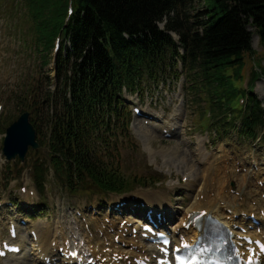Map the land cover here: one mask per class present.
Listing matches in <instances>:
<instances>
[{
    "label": "trees",
    "instance_id": "1",
    "mask_svg": "<svg viewBox=\"0 0 264 264\" xmlns=\"http://www.w3.org/2000/svg\"><path fill=\"white\" fill-rule=\"evenodd\" d=\"M13 1L42 65L60 39L55 77L25 85L15 99L32 112L40 150L30 152L29 162L39 188L50 181L71 196L107 197L159 182L156 174L126 175L114 152L129 125L123 92L140 94L171 73L174 79L185 74L198 124L210 136L239 127L254 138L264 127L252 83L248 94L242 86L249 60L259 70L252 71L253 82L263 76L250 28L264 48V0ZM239 97L246 98L244 105Z\"/></svg>",
    "mask_w": 264,
    "mask_h": 264
},
{
    "label": "rangeland",
    "instance_id": "2",
    "mask_svg": "<svg viewBox=\"0 0 264 264\" xmlns=\"http://www.w3.org/2000/svg\"><path fill=\"white\" fill-rule=\"evenodd\" d=\"M13 2V0H0V98L3 104L2 114L0 113V142L3 140L5 128L10 122L18 118L22 110L21 107L17 106L15 101L22 87L25 85L31 86L33 82L46 76L53 77V72L51 71L52 65H42L40 55L33 53L26 46L27 44L24 42L25 37H23V31L19 22V11ZM196 7L198 8V5ZM24 31L26 32V30ZM250 31L252 32V48L256 51L254 61L261 60L260 66L258 67L264 71V48L259 44V39L254 32V28H250ZM253 70L259 71L255 68L253 61H247L243 72L244 81L242 82V86L243 88L247 85L251 86L250 83H252L254 96L261 102L264 115V72L263 76H260L253 82ZM171 75L173 76L174 74L171 73ZM161 86L162 84H160V88L157 90L151 89L150 91H145L141 98L137 95H128L127 98L132 103L139 102L145 110L156 109L157 111L155 112L158 114L164 112L167 117L173 114L176 106H179L177 108H180L181 116L177 123L175 136L167 139L162 137L157 130V132L155 131L152 134V131L148 132V123L143 122L142 118L132 115L130 122V140H126L128 143L125 145H119V149L114 152L118 162L120 161V169L126 175L158 173L157 177L160 179H157L160 181L152 186L139 187L131 191V193L122 196L111 195L108 198V203L117 200L126 202L130 196L138 197L137 193L140 195L146 193V197L155 193H170L171 201L173 203L178 202L175 206L182 208L187 203L185 194L187 196L189 193L187 190L189 188L185 187L187 185L186 178L188 177V173L185 172L187 161L195 165L194 168L199 173V176H196L199 178L200 183L205 181L207 183L206 187L210 185L209 187L214 188L215 191H217V188L223 191L225 187L223 191L225 194L236 195L233 192L239 194V191H236L238 190V182L232 178L231 172L223 169V167L230 164H234V167L239 165L237 162H231L233 159H238V162H241L245 166L255 161L258 165L257 168L260 169L259 178L264 176V144L261 140L264 128L256 130L254 138L248 137L247 134L240 132L239 127L236 129L231 128L219 137L215 136V134L210 136V134L208 135V133L203 132L204 129L198 124L200 114L190 103L188 83L185 74H180L178 80L168 79L167 85ZM206 116L208 117V114ZM200 150H203L206 155H212L215 158L210 165V169L204 167V164L209 167V162L208 160L203 162L204 160L200 154ZM28 157L24 163L17 162L18 164L10 163L9 165L5 158L0 156V197L6 200H14L18 204H23L24 210H21L23 212L28 213V211H25L26 209H33L34 213L40 219L29 222L30 225L53 223L52 228H55L58 224H69L70 226L67 227L70 229L72 226L74 231L78 233L79 227L75 226V223L79 224L80 220L73 217V210L69 206L80 205L84 207L94 205L98 207L101 202L95 196L80 194L71 196L61 191L58 187L51 189L50 186L47 187L50 189L49 191H45L43 195L38 192V196L36 197H32L29 194H21L20 188L22 186H32L30 179L31 170L27 168ZM223 160L225 164L227 162L231 163L226 165L221 164ZM220 166L222 168L220 169L219 175L225 176L226 180L230 182L226 185L217 180L213 182L214 185L210 184L204 175L210 178L217 173ZM246 169L247 167L237 168L235 173L237 175L244 174L246 173ZM51 176L52 174L50 173ZM190 177L194 178L195 176L192 173ZM231 187L232 189H230ZM255 196L252 197L254 199L253 202L250 201L252 200L251 198L249 200L247 198V201L249 203L251 202L252 206L263 201V198H260L261 195L256 194ZM99 210H101L100 213H97L94 218L107 221L104 215L105 209L100 208ZM144 210L143 208L135 207V212L140 215L143 214ZM77 211L79 212L80 209ZM119 219L117 218V220ZM33 220H35L34 216ZM89 225H92V223L89 222ZM6 231V227L0 226V234L4 233V237L7 235ZM57 237L62 236L57 234ZM27 254L34 257L30 251ZM33 262L38 264L39 261H31L32 264Z\"/></svg>",
    "mask_w": 264,
    "mask_h": 264
},
{
    "label": "bare ground",
    "instance_id": "3",
    "mask_svg": "<svg viewBox=\"0 0 264 264\" xmlns=\"http://www.w3.org/2000/svg\"><path fill=\"white\" fill-rule=\"evenodd\" d=\"M144 111H147V110H144ZM144 113L147 114L148 116L149 115L153 116V113H151V112H144ZM180 114H181L180 108L174 109L173 114H171V118L166 120L167 123L165 125H167L170 128L173 127V129L176 131L177 123H178L179 117L181 116ZM159 120H165V118L163 119V117H161V118H159ZM152 121H154V120H152ZM158 124L159 123L152 124L150 126V128H148L149 129L148 132L152 131V134H153V132H155ZM153 125H155V126H153ZM160 129H162V128H160ZM151 137H148V138H151ZM200 154L203 156V160H204L203 162H205V160H208V162H209V167L207 165L205 166V164H204V167H207L210 169V165L212 164V162L214 161L215 158L212 157V155L211 156L206 155V153L203 150H200ZM231 162H237V160H233ZM231 162H227L226 164L231 163ZM221 164L226 165L224 160L221 162ZM193 165L194 164H190L188 161L186 162V165H185V172L188 173L187 174L188 179H187V183H186L187 185L185 187L189 188V189H187L189 192L187 194L188 202L185 204V206H183L181 208V207H176L175 205H171L172 207H170V204L167 202L169 196L165 193H163V194L155 193L149 197H146L147 195H141V196L139 195L140 200H142V201L139 200L140 201L139 204H141L142 202H145L149 206H151L152 208H156L157 211H162L165 209H169V208L171 209L172 208L173 212L175 213L174 218L175 219L179 218L178 220H176L178 222L173 224V225H175L174 229H176V226H180L181 221H183L190 213H192L194 211L203 210V209L209 210L215 217L221 218L228 225L242 224L243 223L242 220L233 221L234 213H238L240 211V209L243 207V203L240 202L239 197L236 195H230V194L223 193V191L225 189V187L223 185H222L224 187L223 191H220L221 189L218 190V188H217V191H215L214 188L209 187L210 185L208 186L209 188L206 187L207 183L205 181H204L205 183L204 182L200 183V180L197 177V176H199V173H198L197 169L194 168L195 165L194 166ZM243 167H247V173H244V174L241 173V174L237 175L235 173L236 169L237 168H243ZM251 167H252V164H250V166H245V165H241V163L235 167H234V164H230L226 167H223L224 170H228L229 172H231L232 178L235 179L236 182H238V190L237 191L240 192V196L242 197L243 202L247 201V198H249V197H256L255 196L256 194L261 195L264 191V186L261 188L256 183V181H259V180L263 181L264 177L259 178L257 176L258 173L254 172L253 169H251ZM221 168L222 167L220 166L217 170V173L214 174L213 176H211L210 178H208L207 175H204L207 177V179H208L207 181H209L210 184H213V182H215L217 180L219 182L221 181L222 184H226V185L230 182V181L226 180L225 176L219 175ZM192 173L195 176L194 178L190 177V176H192ZM252 174H254V176H256L255 179H253V177H251ZM204 176H202V177H204ZM218 183H217V185H218ZM216 187H218V186H216ZM170 191H171V189H170ZM252 200H254V199H252ZM221 203H223V204H221ZM250 208H252V207L250 206ZM227 209H231L233 212L231 214H229L227 212ZM2 210L4 213H7L9 209L2 208ZM165 211H167V210H165ZM227 218H229V220H227ZM172 219L173 218H170L169 220H172ZM111 222L112 223L109 224V226H107V230L105 231L101 228L105 224L104 221L103 220L101 221V220H99V218H96L95 225H97V226L95 228L98 229L99 233H100V231H103L104 236L107 238V241L112 243L113 237L115 235H118L116 230L119 229L120 220L118 222H116V220L114 218H112ZM86 223H88V222H86ZM172 226H170V227H172ZM82 227H83V225H82ZM18 228H19V230H18L19 232H18L17 238L15 240H10L9 243L11 245H15L17 243H20L24 249L18 255H9L5 259H1L0 263H4V264H32L31 261L37 260V261H39L38 264H44L43 261L40 259V256H41L40 253H37V248H41L42 253H44L46 256H48L49 253L52 251L51 244L54 240H56V231H53V229H51V227H49V226L40 225V224L35 225L34 230H35L36 235H37L36 236L37 242H33L32 238H30V236H27L25 234V232H21V230H20L21 228L19 226H18ZM109 228H114L115 233L114 234L108 233L107 231ZM59 229L61 231H63L62 227ZM27 231H28V229H27ZM99 233H98V235H99ZM92 235H91V237H90V235L86 236L89 239L90 243L92 241L96 242L97 244L100 243V241H101L100 238H95L97 236H95L94 234H92ZM93 238H95V239H93ZM26 242H28V243H26ZM36 245H37V248H36ZM112 246H114V245H112ZM28 251H30V253L34 257L29 256L27 254ZM33 264H35V263L33 262Z\"/></svg>",
    "mask_w": 264,
    "mask_h": 264
},
{
    "label": "water",
    "instance_id": "4",
    "mask_svg": "<svg viewBox=\"0 0 264 264\" xmlns=\"http://www.w3.org/2000/svg\"><path fill=\"white\" fill-rule=\"evenodd\" d=\"M29 147L37 150L39 145L35 140V130L29 122V114L25 112L7 128L3 153L8 160L18 156L23 161Z\"/></svg>",
    "mask_w": 264,
    "mask_h": 264
},
{
    "label": "snow or ice",
    "instance_id": "5",
    "mask_svg": "<svg viewBox=\"0 0 264 264\" xmlns=\"http://www.w3.org/2000/svg\"><path fill=\"white\" fill-rule=\"evenodd\" d=\"M178 260L181 261V264H195V260H187L183 257H177Z\"/></svg>",
    "mask_w": 264,
    "mask_h": 264
}]
</instances>
